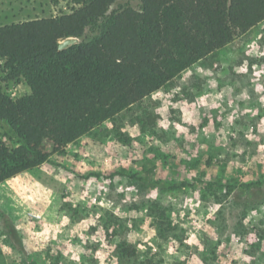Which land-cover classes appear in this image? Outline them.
Here are the masks:
<instances>
[{
	"label": "rangeland",
	"instance_id": "374dc122",
	"mask_svg": "<svg viewBox=\"0 0 264 264\" xmlns=\"http://www.w3.org/2000/svg\"><path fill=\"white\" fill-rule=\"evenodd\" d=\"M76 8L0 0V27ZM3 69L8 96L30 94ZM0 264H264V22L0 184Z\"/></svg>",
	"mask_w": 264,
	"mask_h": 264
},
{
	"label": "trees",
	"instance_id": "16d2710c",
	"mask_svg": "<svg viewBox=\"0 0 264 264\" xmlns=\"http://www.w3.org/2000/svg\"><path fill=\"white\" fill-rule=\"evenodd\" d=\"M70 1L69 14L0 27L4 77L30 89L13 99L0 87V184L49 163L264 22V0H142L139 11L111 12L118 0ZM69 37L82 41L59 50ZM7 228L24 252L9 220Z\"/></svg>",
	"mask_w": 264,
	"mask_h": 264
},
{
	"label": "water",
	"instance_id": "95a60500",
	"mask_svg": "<svg viewBox=\"0 0 264 264\" xmlns=\"http://www.w3.org/2000/svg\"><path fill=\"white\" fill-rule=\"evenodd\" d=\"M81 41H82L81 39L76 38V37H69V38H66L64 40H61L59 42V50H61V51L65 50L72 45L81 43Z\"/></svg>",
	"mask_w": 264,
	"mask_h": 264
}]
</instances>
